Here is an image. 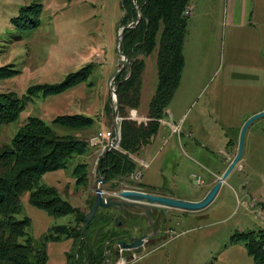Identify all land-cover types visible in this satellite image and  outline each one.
Listing matches in <instances>:
<instances>
[{
	"label": "rangeland",
	"instance_id": "obj_1",
	"mask_svg": "<svg viewBox=\"0 0 264 264\" xmlns=\"http://www.w3.org/2000/svg\"><path fill=\"white\" fill-rule=\"evenodd\" d=\"M122 1L0 0V68L13 66L20 71L14 77L0 79V93L15 92L22 97L32 86L62 83L68 75L94 65L85 83L60 95H38L26 103L16 121L0 125V148L11 144L29 117L42 119L60 135L87 142L101 131L112 132L111 141L119 140L116 126L121 136L122 118L118 116L117 121L108 83L124 63L117 51L123 27ZM192 3L200 6L193 14L189 8L186 14L185 66L180 84L160 120L157 136L137 156L147 163H139L142 168L138 166L137 171L141 169L142 189L150 192L158 193L165 186L180 194L195 192L201 186V177L206 179L211 170L221 178L225 165L220 163L227 155L236 156L245 122L264 111V40L256 36L258 31L264 33V22L254 21L252 28L240 30L241 39L233 45L221 0H190ZM32 4L42 5L40 24L20 32L12 20ZM157 84L155 51L145 58L140 106L129 109V119L145 117ZM110 98L113 115L108 114ZM73 114L92 118L94 125L72 130L54 123L57 116ZM96 150L69 162L65 169L46 173L39 185L57 189L73 206L88 212V203L99 186ZM79 162L89 165L88 180L80 185L73 176ZM131 181L139 183L134 178ZM114 190L103 185L104 197L125 189ZM30 195L23 194L21 210L15 217L29 222L27 235L39 247L52 228L70 225L74 217H51L30 204ZM251 197L262 205L260 211L250 206ZM191 213L174 212L175 217L168 220L170 226L167 224L172 231L165 234L167 217L157 213L155 238L136 250L118 253V248L112 249L116 254L107 250L105 264H255L246 248L249 241L238 237L264 230V117L248 127L241 161L215 200L203 214ZM139 224L144 228L142 236L152 233L147 218L141 217ZM233 238L235 242L231 243ZM75 250L72 240L48 242V264H77Z\"/></svg>",
	"mask_w": 264,
	"mask_h": 264
},
{
	"label": "trees",
	"instance_id": "obj_2",
	"mask_svg": "<svg viewBox=\"0 0 264 264\" xmlns=\"http://www.w3.org/2000/svg\"><path fill=\"white\" fill-rule=\"evenodd\" d=\"M190 0H123L122 25L131 24L123 35L121 51L128 58L130 67L114 80L119 98L121 122L120 150L105 153L98 161L97 174L105 176L103 185L116 190L129 187L142 189L141 183H133L131 176L138 170L132 158L138 155L160 129L174 92L180 84L185 66L184 41L187 32L186 15ZM138 10L141 16L139 23ZM42 5L32 4L20 10L12 20L19 31L36 28L40 24ZM157 52L158 84L146 113L148 121L138 123L128 118L129 109H138L141 102L145 58ZM94 65H88L67 76L65 81L53 85H36L27 89L22 97L15 92L0 93V125L16 121L25 109L26 103L42 95L56 96L85 83ZM13 66L0 68V79L19 75ZM112 98L108 114L113 115ZM54 123L72 130H84L94 125V120L83 114L62 115ZM91 147L86 140L72 135H60L38 117H29L8 146L0 148V264H48L47 244L50 241L72 240L77 264H105L109 243H116L121 236L134 235V226L140 218L129 213L122 218L125 227H116L118 214L112 209H98L87 226H84L95 198L88 203V212L73 206L57 189L40 186L41 178L49 172L67 168L69 162L84 157ZM87 162H79L73 169L77 184L88 180ZM144 190V189H142ZM150 192L149 190H145ZM30 192V204L51 217L72 215L74 221L51 229L49 235L37 247L33 238L27 235V220H17L21 210V198ZM151 193H156L152 190ZM141 226V225H140ZM144 229L143 227H141ZM56 230V232H53ZM141 236L143 232L141 233ZM235 237V236H234ZM249 242L247 249L255 264H264V230L242 234ZM237 239V238H236ZM235 242L234 238L232 239ZM107 245V249L105 246Z\"/></svg>",
	"mask_w": 264,
	"mask_h": 264
},
{
	"label": "water",
	"instance_id": "obj_3",
	"mask_svg": "<svg viewBox=\"0 0 264 264\" xmlns=\"http://www.w3.org/2000/svg\"><path fill=\"white\" fill-rule=\"evenodd\" d=\"M139 13V10H138ZM141 19L140 13L138 15L137 24L139 23ZM131 24H127L123 26L120 30L118 41H117V51L119 53V56L123 60L122 67L117 70L110 78L109 80V88L113 96V102L115 103V116L118 119L119 116V98L117 96V92L115 88H112L113 81L115 78L122 73L126 68L130 67V62L128 58L124 55V53L121 51V42L123 39V35L127 29L131 27ZM264 117V111L252 116L250 119H248L240 133V139H239V145H238V151L234 159L231 161L230 165L222 175V177L219 179V181L213 186V188L209 191V193L200 201H187V200H181L169 196H161L156 194L147 193L144 191L139 190H133V189H126L119 192V194L111 195L109 197H104L103 192V183L105 181V176L99 174V186L96 191L95 201L93 203V206L88 213L86 223L84 226V238L87 234V226L90 224V222L93 220L96 212L98 209H112L114 214H118L116 217V227H123L124 223L122 221V218L125 213H131L136 216H140L143 218H147L148 220V226L152 230V233L150 235H143L141 237H119L116 240V246L118 248V253L121 250L130 251V250H136L141 248L145 242H148L149 240H152L157 236V230L155 227V219L153 217L155 210L157 209H164L165 214H168L171 209L174 210H182V211H189V212H199L202 210H205L217 197L223 182L228 178V176L231 174V172L236 168V166L240 163L241 158L243 156V149H244V141H245V135L247 132L248 127L257 119H260ZM117 124V122H116ZM116 135L117 140L120 142L121 136L118 129V126H116ZM110 150H107L106 153H108ZM107 255V252L105 253Z\"/></svg>",
	"mask_w": 264,
	"mask_h": 264
},
{
	"label": "crops",
	"instance_id": "obj_4",
	"mask_svg": "<svg viewBox=\"0 0 264 264\" xmlns=\"http://www.w3.org/2000/svg\"><path fill=\"white\" fill-rule=\"evenodd\" d=\"M221 5H223V7H224V23H225V25H227L231 28L230 32H231L233 45H234V41L239 38L240 30L242 32L245 29L252 28L254 25L253 24L254 21L256 24L264 22V0H221ZM199 6L200 5H198V3H195V5L192 3L189 6V8L192 9V14L195 12L196 8H199ZM256 36L260 41L264 40V33L262 34V32L258 31ZM239 39H241V38H239ZM144 116L146 118V114ZM161 124H162V122H161ZM166 126L169 127V125H166ZM169 132H170V134L173 133L172 128H171V131L169 129ZM138 155L132 156V158L135 160L137 165L139 166V163H141V165L145 164V166H147V163H145L143 160L140 161L137 159ZM96 156H97V150H96ZM233 159H234V157L231 158L230 155H227V157L223 161H221L220 165H225V166H224L222 173L220 175L224 174V172L226 171V169L228 168V166L230 165V163ZM139 168H142V167L139 166ZM96 172H97V167H96ZM138 173H140V178L138 179V182L143 183V181L141 182V180H142L141 179V177H142L141 169H139ZM208 173H209V176H207L206 179H203L201 177V179H200L201 186L198 189H196L195 192H189L187 194H180V193L173 192L171 190L166 189V186L163 188L165 190H160L158 193H151V192H148V191H145L142 189H138L135 187H129V186H126V188L144 191L147 193L161 195V196H169V197H173V198H177V199H181V200L200 201L209 193V191L213 188V186L220 179V176H219L217 171L211 170ZM95 176L97 178H99V174L95 173ZM131 179H132V177H131ZM214 179H217V181H214ZM226 180L223 182L221 189L223 188ZM221 189H220V191H221ZM115 193H116V191H115ZM159 193H161V194H159ZM249 204H250V206H252V208L258 207L259 208L258 211H260V208L262 207V205L258 206V202L255 201V199L253 197L249 198ZM203 211L204 210L199 211V212H192L191 214H198V213L203 214V213H201ZM174 212L187 213V211L171 209L168 214H165L164 209L155 210V213L153 215V216H155V220L157 219L156 218L157 213H159V214L164 213V215H166V217H167L166 218L167 221L164 224V228H165L164 230L165 231L163 229H160V233H163V231H164V234H165L168 231H169V233L172 231V228L169 227L170 225L168 224V220L171 217H175ZM127 215H129V214H126V213L124 214V216H123V217H125L124 219L127 218ZM137 217L141 218L140 216H137ZM142 220H143V217H142ZM160 222H161V220H160ZM167 224L169 226H167ZM166 228H167V231H166ZM260 230H262V229H260ZM231 243H234V242L231 240Z\"/></svg>",
	"mask_w": 264,
	"mask_h": 264
},
{
	"label": "built area",
	"instance_id": "obj_5",
	"mask_svg": "<svg viewBox=\"0 0 264 264\" xmlns=\"http://www.w3.org/2000/svg\"><path fill=\"white\" fill-rule=\"evenodd\" d=\"M188 13L189 12L187 10L186 14ZM130 119L137 121L138 123H142V122L146 123L148 121V119L145 117L144 118L132 117ZM117 121H119V119ZM112 135L113 134L110 131H101L96 136L92 137L90 141H88V144L91 147L97 149L98 157L96 159V162L99 161V159L105 155L107 150H110V151L113 149L120 150V146H119L120 142L119 141L115 142L114 140L111 141ZM131 177L132 179L134 178V180L138 181V179L140 178V173H138L137 171Z\"/></svg>",
	"mask_w": 264,
	"mask_h": 264
},
{
	"label": "flooded vegetation",
	"instance_id": "obj_6",
	"mask_svg": "<svg viewBox=\"0 0 264 264\" xmlns=\"http://www.w3.org/2000/svg\"><path fill=\"white\" fill-rule=\"evenodd\" d=\"M129 214H131V213H129ZM132 216H134V217H137L136 215H133V214H131ZM141 225V224H140ZM140 225H135L134 226V235H131V236H128V237H134V236H136V237H141V234H140V232H141V226ZM159 236H160V234H159ZM121 237H123V236H121ZM159 238V237H158ZM160 238H162V237H160ZM107 245L108 244H106V246H105V249H107ZM112 249L114 250V249H117V246H116V243H109V250L111 251V252H113V253H115L116 254V252L115 251H112Z\"/></svg>",
	"mask_w": 264,
	"mask_h": 264
}]
</instances>
